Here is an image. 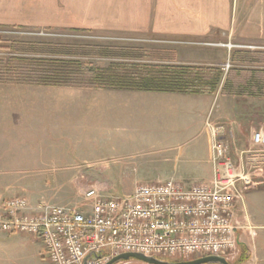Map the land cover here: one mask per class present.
<instances>
[{
    "label": "rangeland",
    "instance_id": "1",
    "mask_svg": "<svg viewBox=\"0 0 264 264\" xmlns=\"http://www.w3.org/2000/svg\"><path fill=\"white\" fill-rule=\"evenodd\" d=\"M246 7L248 6L244 9ZM244 18L241 20L243 33L251 32L255 35L254 38H250L249 43H245L244 38L239 41L236 39L235 42L226 41L224 46L221 42L208 44L194 39L189 43L175 44L151 37L99 36L85 31L43 30L10 25L6 27L2 24L0 62L6 65L10 59L16 57L81 62L89 68L97 69H106L114 63L209 67L220 73L219 83L212 94L214 102L225 97L224 101L228 104L227 114L232 122H227V129L225 121L214 118L211 109L206 119V128L210 125V129L219 130L220 126H225L226 131L232 132L234 118L231 116L243 115L246 120L257 123L255 131H258L264 128V98L262 95L258 98L244 97L243 94H258L257 91L264 88L261 84L264 63L245 61L256 52H263L258 55L259 58H264V22L261 21V26H258V21H253L252 25L250 24L252 28L246 29L249 27V21H244ZM255 24L257 26H254ZM246 25L248 26L245 27ZM236 30H239V25ZM178 47H193L195 50L202 48L197 52L201 57H209L213 52L216 54V50H221L222 55L209 64L203 57L195 63L177 64L173 62L171 53ZM186 51L188 53L187 49ZM227 65L229 70L224 71ZM239 74L250 76L251 79L243 83L234 80ZM253 80L257 81L254 82L255 86L251 85ZM252 87L254 89L251 90ZM101 91L119 90L0 83V203L7 198L18 196L33 203L45 200L61 206L81 207L85 202V193L91 189H96L105 196L122 197L127 195L131 188L146 184L175 180L188 187L210 180L212 175L204 170V164L196 162L205 158L208 129H195L187 140L167 141L162 148L157 146L156 141L165 139L166 132H157L158 138L154 137L151 144H143L144 141L140 140L131 148H117L116 154L102 153L92 158L91 149H77L79 146L75 143V138L79 133L66 131V128L71 129L66 122V119L72 118L69 111L79 108L83 99L87 100L85 94ZM174 101L164 103L172 106L167 107V110L171 112V119L177 124L180 132L185 126L186 116L184 109L176 106ZM55 109L67 110L68 116L48 117L46 113ZM57 118L64 120L54 124ZM55 129L63 130L64 140L67 142L64 151L62 150L64 156L61 157L64 164L45 162V144H42L41 137H44L45 132L46 135L53 136L51 132ZM183 135L186 136V133ZM74 152L80 155L75 161L85 164H72ZM50 171L55 175L50 176ZM252 180L255 187L247 192L256 193L248 195L246 205L257 238L254 244L252 240L242 237V243L252 249V254L248 252L253 260L251 263L264 264V171ZM230 263L235 264L236 261ZM0 264L51 263L46 256L44 245L39 240L21 234H5L0 230Z\"/></svg>",
    "mask_w": 264,
    "mask_h": 264
},
{
    "label": "crops",
    "instance_id": "2",
    "mask_svg": "<svg viewBox=\"0 0 264 264\" xmlns=\"http://www.w3.org/2000/svg\"><path fill=\"white\" fill-rule=\"evenodd\" d=\"M245 6L248 7L244 9ZM243 17H245L244 21H249V27L246 29L252 28L253 21H258L256 24L261 26V21L264 22V0H0V25L34 27L43 30L85 31L99 36L123 38L151 37L175 44L189 43L194 39L208 44L221 42L220 44L224 46L226 41L235 42L236 39L239 41L241 38H244L245 43H249V39L254 38L255 35L251 32L247 34V31L243 33L244 26L241 21ZM256 24L254 26H257ZM201 50L202 48L195 50L193 47H178L171 53L173 62L195 63L203 57L209 64L222 55L221 50H213L216 54L213 52L208 55L209 57H201L197 53ZM85 95L87 100L83 99L79 108L69 111L72 118L66 119L68 126L71 127V129L66 128V131L72 134L79 133L75 138V143L79 146L77 149H91L92 158L102 153L116 154L117 148L127 146L131 148L140 140L144 141L143 144H151L154 137L158 138L157 132H166L165 139L156 141L157 146L162 148L167 141L187 140L195 129H208L205 158L196 162L204 164L202 166L204 170L212 175L205 183L212 180L214 173L212 132L208 126L206 128L205 123L210 110L213 109V117L218 121H225L224 124L229 129L227 122H232V119L227 114L228 104L224 101L225 97H222L221 101L214 102V95L196 94L101 91ZM169 100H175L176 106L184 109L185 126L180 132L177 124L171 119V112L167 110V107L172 106L164 103ZM66 111L55 109L46 114L49 115L48 117L57 115L65 117L68 116ZM231 117L234 118V129L232 132L226 131L221 138L231 146L232 155L239 162L244 174L248 173L252 178L259 176L264 171V155L249 153L252 145L251 137L257 123L246 120L243 115ZM63 120L57 118L54 124ZM62 131L55 129L51 132L53 136L46 135L45 132V138L41 137L42 144H45L43 150L47 164H64L61 157L64 156L62 150L64 151L67 142ZM185 133L186 136L183 135ZM124 142L126 144H123ZM102 144L104 145L101 146ZM79 156L73 153L72 164H85L75 161L76 158H80ZM48 174L55 175L53 171ZM135 189L131 188L127 193L131 194ZM251 193L256 192H245L237 205L241 215L244 211L243 219L249 225V230H253L254 226V223L251 225L252 221L249 219L248 205H246L247 197ZM249 230L241 236L249 241L252 240L255 244L256 232L254 230V237H251ZM249 249L252 254V249ZM250 260L249 264H253L252 258Z\"/></svg>",
    "mask_w": 264,
    "mask_h": 264
},
{
    "label": "built area",
    "instance_id": "3",
    "mask_svg": "<svg viewBox=\"0 0 264 264\" xmlns=\"http://www.w3.org/2000/svg\"><path fill=\"white\" fill-rule=\"evenodd\" d=\"M224 127L211 129L214 173L209 183L157 182L122 197L91 189L81 207L12 197L0 203V230L39 240L51 264H108L122 254L235 261L241 235L250 229L237 205L255 183L221 138ZM251 142L249 153L264 155V128L253 132Z\"/></svg>",
    "mask_w": 264,
    "mask_h": 264
},
{
    "label": "trees",
    "instance_id": "4",
    "mask_svg": "<svg viewBox=\"0 0 264 264\" xmlns=\"http://www.w3.org/2000/svg\"><path fill=\"white\" fill-rule=\"evenodd\" d=\"M258 53L263 52L253 53L245 61L264 63V58L262 56L259 58ZM262 78L261 84L264 87V76ZM250 79V76L246 77L245 74H239L234 80L243 83V81ZM253 79L255 80V78ZM219 80L220 73L217 70L187 65L114 63L106 69H97L89 68L87 64L81 62L63 60H36L15 57L10 59L6 65L0 62V83L32 86L212 95ZM254 80L251 83L252 86H255L256 83L254 82H257ZM250 89L252 90L254 87ZM250 89L247 90L250 91ZM251 93L243 95L254 98L262 95L264 98V88L259 89L258 94ZM241 252L239 260L241 259L242 263H246L250 260L246 246L241 245Z\"/></svg>",
    "mask_w": 264,
    "mask_h": 264
},
{
    "label": "water",
    "instance_id": "5",
    "mask_svg": "<svg viewBox=\"0 0 264 264\" xmlns=\"http://www.w3.org/2000/svg\"><path fill=\"white\" fill-rule=\"evenodd\" d=\"M130 260H137L147 264H231L225 258L217 257V256H208V257L199 258L191 261H184V262H170L153 257H147L141 254H122L111 260L108 264H116L122 261L128 262Z\"/></svg>",
    "mask_w": 264,
    "mask_h": 264
},
{
    "label": "flooded vegetation",
    "instance_id": "6",
    "mask_svg": "<svg viewBox=\"0 0 264 264\" xmlns=\"http://www.w3.org/2000/svg\"><path fill=\"white\" fill-rule=\"evenodd\" d=\"M248 252H249V250H248ZM241 254H242V252L240 251V254H239L238 258L236 259V263L235 264H247V263H249L251 261V260H249L246 263H242V260L241 259L239 260V258H241ZM116 264H147V263H144V262H141V261H137V260H130L128 262H123L122 261V262H118Z\"/></svg>",
    "mask_w": 264,
    "mask_h": 264
}]
</instances>
